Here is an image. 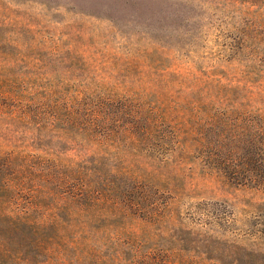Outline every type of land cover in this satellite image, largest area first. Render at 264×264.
I'll use <instances>...</instances> for the list:
<instances>
[{"label": "rangeland", "instance_id": "obj_1", "mask_svg": "<svg viewBox=\"0 0 264 264\" xmlns=\"http://www.w3.org/2000/svg\"><path fill=\"white\" fill-rule=\"evenodd\" d=\"M0 21L4 88L129 98L170 114L144 117L105 150L178 174L168 181L183 189V223L234 252L226 262L264 264V187L235 188L182 149L206 130L207 114L227 111L235 122L264 112V0H0ZM225 95L246 105L227 107Z\"/></svg>", "mask_w": 264, "mask_h": 264}, {"label": "trees", "instance_id": "obj_2", "mask_svg": "<svg viewBox=\"0 0 264 264\" xmlns=\"http://www.w3.org/2000/svg\"><path fill=\"white\" fill-rule=\"evenodd\" d=\"M144 108L129 98L6 89L0 77V264H233L226 259L234 252L183 223V189L168 181L178 174L133 167L124 152L105 150L144 117H170ZM260 110L235 122L227 111L207 114L206 130L183 153H199L235 188L264 187ZM127 224L156 231L119 230Z\"/></svg>", "mask_w": 264, "mask_h": 264}]
</instances>
